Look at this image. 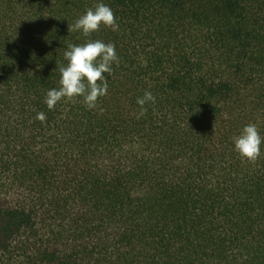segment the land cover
I'll use <instances>...</instances> for the list:
<instances>
[{
  "label": "trees",
  "instance_id": "trees-1",
  "mask_svg": "<svg viewBox=\"0 0 264 264\" xmlns=\"http://www.w3.org/2000/svg\"><path fill=\"white\" fill-rule=\"evenodd\" d=\"M98 2L0 0V264H264V144L233 146L264 136V0H102L118 31L68 32ZM86 39L107 95L49 110Z\"/></svg>",
  "mask_w": 264,
  "mask_h": 264
},
{
  "label": "clouds",
  "instance_id": "clouds-1",
  "mask_svg": "<svg viewBox=\"0 0 264 264\" xmlns=\"http://www.w3.org/2000/svg\"><path fill=\"white\" fill-rule=\"evenodd\" d=\"M102 25L113 32L119 30L112 9L100 0L94 7L86 9L71 27L68 26V32L79 31L87 38L99 31ZM63 57L67 64L59 67V87L51 88L46 93L44 103L47 108L52 110L62 99L73 100L78 97H82L83 104L88 109L97 108L98 98L108 93L105 74L110 76L112 65L119 62L115 44L105 43L99 39H86L83 44H68ZM155 102L156 98L152 92L145 91L142 97L136 99V104L139 106L136 118L140 119L145 115L146 104H155ZM36 118L43 121L45 115L39 112ZM262 144H264V136L260 134L254 123L244 125L239 134L233 138L234 151L250 162H254L261 155Z\"/></svg>",
  "mask_w": 264,
  "mask_h": 264
}]
</instances>
